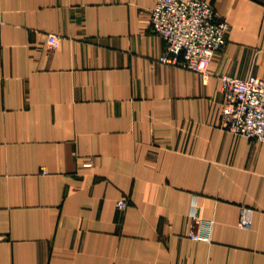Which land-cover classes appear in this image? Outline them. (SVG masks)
I'll return each instance as SVG.
<instances>
[{
    "label": "crops",
    "instance_id": "0c3cea01",
    "mask_svg": "<svg viewBox=\"0 0 264 264\" xmlns=\"http://www.w3.org/2000/svg\"><path fill=\"white\" fill-rule=\"evenodd\" d=\"M156 1L0 0V264H264V143L220 91L264 79V0H210L207 81L159 61Z\"/></svg>",
    "mask_w": 264,
    "mask_h": 264
},
{
    "label": "built area",
    "instance_id": "2783aa9c",
    "mask_svg": "<svg viewBox=\"0 0 264 264\" xmlns=\"http://www.w3.org/2000/svg\"><path fill=\"white\" fill-rule=\"evenodd\" d=\"M149 27L165 43L159 61L209 77L208 69L213 56L226 44L228 23L219 19L210 0H157L149 11ZM48 45L57 46L55 35L48 36ZM223 96L221 126L235 136L264 143V79L250 74L245 78L224 75L220 78ZM85 166H90L86 162ZM128 201L120 199L115 207L124 210ZM193 241H209V230H203L201 219L189 215ZM250 211L242 208L237 226L248 229Z\"/></svg>",
    "mask_w": 264,
    "mask_h": 264
}]
</instances>
